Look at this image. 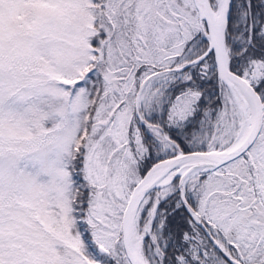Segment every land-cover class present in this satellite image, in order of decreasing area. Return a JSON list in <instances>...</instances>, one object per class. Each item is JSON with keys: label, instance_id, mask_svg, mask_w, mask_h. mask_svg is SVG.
I'll use <instances>...</instances> for the list:
<instances>
[{"label": "snow or ice", "instance_id": "obj_1", "mask_svg": "<svg viewBox=\"0 0 264 264\" xmlns=\"http://www.w3.org/2000/svg\"><path fill=\"white\" fill-rule=\"evenodd\" d=\"M0 264H264V0H0Z\"/></svg>", "mask_w": 264, "mask_h": 264}]
</instances>
